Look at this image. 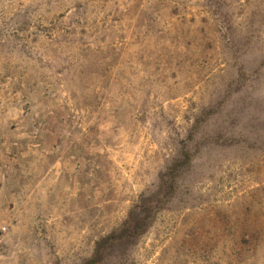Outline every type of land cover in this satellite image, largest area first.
Segmentation results:
<instances>
[{
    "label": "rangeland",
    "instance_id": "374dc122",
    "mask_svg": "<svg viewBox=\"0 0 264 264\" xmlns=\"http://www.w3.org/2000/svg\"><path fill=\"white\" fill-rule=\"evenodd\" d=\"M185 145L105 264H264V0H0V264H83Z\"/></svg>",
    "mask_w": 264,
    "mask_h": 264
},
{
    "label": "trees",
    "instance_id": "16d2710c",
    "mask_svg": "<svg viewBox=\"0 0 264 264\" xmlns=\"http://www.w3.org/2000/svg\"><path fill=\"white\" fill-rule=\"evenodd\" d=\"M196 123L199 124V121ZM191 157L192 154L185 145L182 157L174 159L161 174L159 189L150 197H142L132 206L127 217L117 228L99 238L95 242L92 255L83 264H105L115 248L137 238L150 225L156 207L174 193L178 174L181 168L190 162Z\"/></svg>",
    "mask_w": 264,
    "mask_h": 264
}]
</instances>
